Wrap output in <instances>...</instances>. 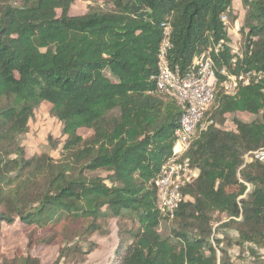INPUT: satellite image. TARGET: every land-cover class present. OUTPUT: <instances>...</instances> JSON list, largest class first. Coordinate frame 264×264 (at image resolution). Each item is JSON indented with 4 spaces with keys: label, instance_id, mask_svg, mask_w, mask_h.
I'll list each match as a JSON object with an SVG mask.
<instances>
[{
    "label": "trees",
    "instance_id": "16d2710c",
    "mask_svg": "<svg viewBox=\"0 0 264 264\" xmlns=\"http://www.w3.org/2000/svg\"><path fill=\"white\" fill-rule=\"evenodd\" d=\"M76 1L87 10L71 15ZM234 1L0 0V235L18 224L28 246H58L50 264H85L99 248L92 236L108 235L115 220L108 264H218L210 242L218 224L236 233L217 231L220 264H264V161L242 167L264 147V0H240L243 59L232 66ZM162 24L172 70L185 73L222 41L213 54L219 81L223 65L260 74L233 96L215 88L184 154L198 176L181 187L171 218L157 209L154 180L182 109L153 79ZM43 102L61 124L62 140L47 136L58 158L27 156L21 144ZM0 264L41 262L21 253Z\"/></svg>",
    "mask_w": 264,
    "mask_h": 264
},
{
    "label": "built area",
    "instance_id": "2783aa9c",
    "mask_svg": "<svg viewBox=\"0 0 264 264\" xmlns=\"http://www.w3.org/2000/svg\"><path fill=\"white\" fill-rule=\"evenodd\" d=\"M221 20L227 23L225 15L221 17ZM162 26L163 38L158 46L157 73L153 79L157 89L174 98L182 109L172 154L163 162L154 180L157 209L171 218L183 201L181 187L198 176L199 170L190 165L184 154L196 136L200 119L212 101L216 86H219L224 94L233 96L241 86L257 81L260 74L249 71L236 74L223 65L219 69L223 79L219 81L213 54L220 53L222 41L214 48L195 56L191 67L185 73H180L177 68L172 70L167 59L170 29L164 24ZM233 28L239 29L238 20L234 21ZM226 45L229 47V63L235 66L243 59V53L235 43L228 42ZM253 160L264 161V147L247 152L244 155L242 167ZM229 219L226 218L225 221ZM217 226L218 224H215L213 227L210 242L216 251L217 263L220 264V249L223 243L215 241L216 238L221 237L218 232L216 233Z\"/></svg>",
    "mask_w": 264,
    "mask_h": 264
},
{
    "label": "rangeland",
    "instance_id": "374dc122",
    "mask_svg": "<svg viewBox=\"0 0 264 264\" xmlns=\"http://www.w3.org/2000/svg\"><path fill=\"white\" fill-rule=\"evenodd\" d=\"M88 2L76 1L70 8L69 14L79 15L83 14L87 10ZM234 9L237 10V15L234 21L238 20L239 26L241 25V17L243 10L240 6V0L234 1ZM232 21L228 24V35L230 37V43H235L237 47L241 50L243 36L241 32L236 28H233ZM242 51V50H241ZM219 88V86H216ZM50 105L43 102L35 111L33 119L30 121L29 131L21 138V144L23 145L27 156L35 153H48L54 158L59 157V149H51L48 142L47 136L51 135L55 139L62 140L61 136V124L52 118L49 114ZM242 118L245 120H251L254 116L249 114H241ZM227 128L231 127V122H227L225 125ZM80 133L83 136L90 134L87 130H81ZM109 222V234L104 235H94L92 240L99 243V248L92 253H90L85 261V264H108L109 257L112 254L115 246L118 243V237L116 234V221L110 220ZM219 228V227H218ZM218 228H216L219 232ZM221 233L231 234L236 237L233 227L224 228L220 230ZM58 246L56 245H38V246H28V240L24 230L21 226L14 225L10 227H4L0 235V255L6 257H13L23 253L27 255L29 253L31 256L37 257L41 264H50L55 260L57 256ZM230 256L232 260L238 254L236 247L229 249Z\"/></svg>",
    "mask_w": 264,
    "mask_h": 264
},
{
    "label": "crops",
    "instance_id": "0c3cea01",
    "mask_svg": "<svg viewBox=\"0 0 264 264\" xmlns=\"http://www.w3.org/2000/svg\"><path fill=\"white\" fill-rule=\"evenodd\" d=\"M220 234H221V231L219 230Z\"/></svg>",
    "mask_w": 264,
    "mask_h": 264
}]
</instances>
